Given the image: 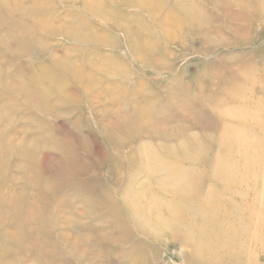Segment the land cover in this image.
Masks as SVG:
<instances>
[{"label": "bare ground", "instance_id": "obj_1", "mask_svg": "<svg viewBox=\"0 0 264 264\" xmlns=\"http://www.w3.org/2000/svg\"><path fill=\"white\" fill-rule=\"evenodd\" d=\"M53 1L55 0H13L12 4L9 1L0 3V24L3 27L0 30V38L9 49L16 47L15 51L18 53L31 54L32 48L39 44L37 46H40L44 52L52 54L47 55L50 56L45 62L47 65L25 67V73L15 75L16 84L19 83L21 90L25 89L24 93L29 101L28 107L38 112V125L45 133L52 134L53 129L42 118L46 114L50 117L54 116L53 110L57 106L59 108L63 101L62 98H53L49 93L51 88L49 89L45 83H52L55 91L64 92L68 100L77 96L76 92L68 93L63 90L66 84L64 80L61 81V77L66 74L84 91L96 83L99 78L111 80L110 77H115L111 86L119 95L114 97L109 96L108 93L109 98L107 99L121 103L122 97L129 93L135 103L141 104L139 110L141 121L149 120L150 122L159 116H163L165 120L168 116L173 118L174 113L168 110L173 106H178L180 110L185 108L186 115L194 116L198 120L199 117L203 118V112L198 109L193 110L189 105L201 110V107L206 108L204 101L213 103L209 107L207 105V114L222 110L223 116L233 120L242 119V121L236 124L225 123L220 129L223 134L209 138V143L216 144L222 152L227 151L223 154L217 153L212 157L203 156L207 155L203 152L208 151V143L204 144L203 140L198 138V134L191 133L188 137L184 127H178L181 126L179 124L174 125L172 130L178 134L184 131L185 135L182 138L183 141L178 142L177 147L175 145H152L151 142L139 143L138 156L132 155L131 157L132 161L137 163L138 169L159 173H161L160 169H170L174 173L163 174L162 177L156 179L158 181L154 186L156 189L152 192L149 190L151 198L148 197L149 200L142 204L139 198L143 196L142 188L135 184L131 188L132 184H130V188L121 190L122 196H127L128 202L120 206L121 204H115L106 199L107 194L105 193L92 198L87 197L88 186H72L70 182L64 185L65 177L59 179L60 183L55 181L58 176H62L58 174L60 170L66 176L64 169L68 171L71 169L74 172L81 166L91 164L88 157L87 159L76 157V147L82 146L86 153L90 150L89 137L76 132L73 135L72 131L64 133L63 137L58 140L56 138L52 140V144L60 152L58 158L43 156L41 151L47 144L46 141L31 138L24 126L21 132L23 137L18 140V144H13L9 137L13 134L12 129L18 124L11 122L12 119L17 118L13 112L16 103H0V222L3 224L17 215L22 216L15 223L14 228L11 227L10 231H14L13 234L11 232L7 234L2 230L0 246L4 248L10 245H19L24 248L39 247L46 259L43 260V264H56L53 256L58 254L50 252L52 244L42 229L45 223L36 216L45 214L49 206L45 207L47 202L40 191L31 194L27 192L28 189L18 185V181L26 180L37 188L42 184L47 186L61 207L66 205L64 200L67 196L65 191L63 192V186H65V189L70 187L77 197L83 198L81 205L84 207L85 215H87V209L101 210L103 215L108 213L107 217L113 218L112 229L114 230V235L108 240L114 245L124 247L118 254L121 264H149L160 261L159 245L152 241L141 240L138 235L147 236V239L152 238L155 241L163 233V240L174 241L178 245L191 248L193 253L183 257L182 260L187 264L255 263L254 255L252 251L247 250L248 247L253 246L259 253L264 254V40L254 42L257 35L254 26L264 22V0H208L215 10L225 8V15L232 17L228 24L218 20L216 13L212 12L213 10H207L206 7L209 6H203L201 0L200 4L197 0H65L71 2L70 6L79 5L83 14L94 13L99 17L100 22L105 24L111 22V29L115 27L123 31L126 44L121 43L118 49L127 50L133 58L138 60L152 59L160 55L162 50L158 48V43L162 40L169 42V38H172V41L178 45L186 39L189 43L191 39H198L200 48L197 51L203 49L209 51L213 48L214 41L220 38L239 49L238 52L243 55L238 59L235 58L240 54L235 55L236 57L231 56L230 59L236 61H232L230 65L225 64L227 60H220L219 64L210 62L213 83L206 80V69L200 68L192 81L189 79L190 81L184 84L185 79L178 77L179 80L171 81L169 90H164L156 96L151 95V97L140 96L138 88L142 85L139 84H134L127 91L126 85H122L124 81H120L123 78L122 68L124 64L126 66V63L114 58L108 52L104 54L92 49L63 47L61 50L76 54L75 58H68L66 62V60L61 61L62 57L58 58V51L46 49L45 43H36L37 34L34 27H38L37 29L43 34L56 36L55 30H47L49 28L47 21H50L52 17L55 18V15L45 14L42 18L37 17V11L49 8ZM125 6L134 8V11H125ZM13 10L15 13L21 10L22 16L15 15V19L11 18ZM78 11L76 9V12ZM73 13L74 10L61 28L70 31L72 35L69 36L74 40L84 43L92 41L93 45H107L110 48L120 43L119 37L107 33L104 27L96 26L95 21L91 23L86 17L82 15L79 17ZM30 15L36 19L33 28L23 25L25 19H28L27 16ZM145 17L156 24L154 29L144 24L143 18ZM215 24L221 25V28L215 27ZM208 27H212L214 31L210 32ZM202 33H205L206 37L201 36ZM12 41L17 46H11ZM253 43H260V45L255 47ZM247 44L249 45L246 46ZM19 45L20 48H18ZM98 70L103 73L99 75L96 72ZM7 78V75L0 69V88L4 91H12L13 86L9 87L11 83ZM191 82L196 89H187ZM211 86L213 90H208L207 87ZM255 86H259L257 92L254 90ZM222 92L224 97L220 101L219 98H214L216 96L213 94L220 95ZM87 98L90 97L83 96L85 102ZM226 99H230L229 102H226ZM239 101L243 103V107L240 106ZM56 103H58L57 106H54ZM156 124L161 123L153 121L149 127L152 126L153 133L159 135L162 130H156L154 128ZM211 129L212 124L209 123L207 130L211 131ZM100 131L106 134L104 129ZM11 154L14 157L12 155L8 159ZM170 157H177L179 164H185L183 159L189 158V163H200L207 170L201 174H192V171L181 172L169 165L167 159ZM20 158H25L27 161L25 159L20 161V165L23 162L24 165L19 169L17 175L19 173L20 175L16 178L12 176L16 172L10 171V166H12L10 161ZM46 162L53 164L56 170H45ZM223 162L225 166L221 164ZM181 177L182 182L176 184V179ZM201 178L206 179V184L214 187L218 185L217 189L211 188L204 193L205 187L202 189L199 185L200 182L202 183ZM260 178H262L261 181H259ZM245 184L251 185L248 193L245 191ZM166 196L172 197L174 201L161 199ZM233 196L244 200L248 196L253 204L257 205V211L248 206L244 210L245 219H238L240 211L237 207L245 202L238 204V201H229L233 199ZM135 204L140 206L136 207ZM70 206L71 204L66 205V208ZM119 208L127 210L130 224L126 225L127 223L118 218ZM69 211L66 213L70 214ZM62 212L63 210H60L59 214ZM199 212L205 216L199 217L195 214ZM191 215H194V220ZM50 226L52 227V223ZM73 231L69 228L70 233H77L76 230ZM99 232L102 233L103 230ZM237 233H241L242 236ZM133 236L136 237L135 241ZM73 237L71 256L82 261L80 263L83 264H87L89 259L96 261L91 257L93 252L89 253L88 241L81 243L83 241L76 235ZM149 251L151 252L150 258H148Z\"/></svg>", "mask_w": 264, "mask_h": 264}, {"label": "rangeland", "instance_id": "obj_2", "mask_svg": "<svg viewBox=\"0 0 264 264\" xmlns=\"http://www.w3.org/2000/svg\"><path fill=\"white\" fill-rule=\"evenodd\" d=\"M7 1H9L11 4L13 3V0H0V3ZM201 1L203 3V6H209L206 7L207 10H213L212 12H215L218 16V20L222 21L223 23L228 24L232 19V17H228L227 15H225V8H221V10H215L212 8L213 5H210L208 3V0ZM70 3L71 2L65 0H55L52 2V6H49V8L37 11V17L40 16L39 18L44 17L45 14L55 15V18L52 17L50 21H47V26H49L47 30H55L56 36L43 34L42 31L40 32V30L37 29L38 27H34V21L36 19L33 15L27 16L29 20L25 19L23 25L30 26L31 28L34 27L37 34V36L35 37V42L45 43L47 45L46 49L58 51V58L62 57L61 61L66 60L67 62L68 58L73 59L76 57L75 53H69L68 50L65 51L64 49V51L61 50L63 47H69L71 49H75L76 47L81 49H92L97 52L101 51L104 54H107L108 52L109 54H112L114 58L122 60L123 63H126V66L124 64L122 68L123 78H121L120 81H124L122 85H126L127 91H129V89L134 84L142 85L140 86V88H138V90L140 91V96L151 97V95H159L160 92L169 90L171 81L179 80L178 77L185 79L184 84H186L188 81L193 80L194 76L197 75V71L200 68H202L203 70L206 69V80L213 83L214 79L211 78L212 73L210 62H216L217 64H219L220 60H227L228 62H225V64L230 65L232 64V61L235 62V59L243 56L238 52L239 49L233 47L229 42H226L218 37H215L218 39L214 41V44H212L213 48L209 51L206 49L197 51L200 48V41L198 39H191L190 43L186 39L185 41H183L184 44L182 43L178 45L176 42L172 41V38H169V42L162 40L158 43V48L162 50L160 55L156 56L155 58L153 57L152 59L145 58L138 60L133 58V55L127 50L123 48L118 49L121 43L123 45L126 44L124 43L123 31L117 30L115 27L111 29V22H107L106 24L100 22L98 20L99 17L94 13H90L89 15L84 13V15L82 13V10L79 8V5L76 6V4H74V6H70ZM197 3L200 4V0H197ZM76 9H78L79 11L76 12ZM124 9L125 11H134V8H131L130 6H125ZM73 10V14H76L79 17L82 15L83 17H86L87 20H90L91 23L95 21L94 24L96 26L104 27L107 33L111 34L114 37H119L121 39L120 43L118 45H115V47L113 45L110 48L107 45H93L92 41L84 43L78 40H74L71 36H69L72 35V33L70 34V31L61 28L63 27L62 25L66 23L65 20H68L70 18L69 14ZM14 13L15 11L13 10L10 15L11 18L13 17L15 19V15L17 17L22 16L21 10H18L15 14ZM143 22L145 25H147V27L151 26L152 29L155 28L156 24H154L146 17L143 18ZM214 26L221 28V25L215 24ZM254 27H256L257 33L254 38V42H258L260 41V39L264 40V22L258 23ZM2 28L3 27L0 24V30H2ZM208 29L210 32L214 31L212 27H208ZM201 36L206 37L205 33H202ZM33 41L34 40H32V42ZM12 43L13 45L11 46H17L15 42L12 41ZM37 45L36 47L32 48L31 54H25L23 52L18 53L15 51L16 47L14 49H9V47L6 46V44L3 43V40L0 38V69H2L3 73L7 75V80L11 83L9 84V87L13 86L12 89L10 88L12 91H4L0 88V103H16L13 112L15 115H17V118L12 119L11 122L18 123L17 126L13 128L14 130L12 129L13 134H10L9 138L13 142V144H18V140L23 137L21 132L24 126L27 134H29L31 138H33L34 140L44 139L46 141L47 144L44 145V149L41 151L43 156H56V158H58L60 152H58L52 144L53 139L56 138L58 140L60 137H63L64 133H68L71 131L72 134L76 132L85 135V137H89L90 150H87L88 153H86V150L82 146L76 147V157H84L86 159L88 157V160L91 162V164H89L88 166H81L77 171L74 172L71 169L69 171L68 169H64V174L67 173L66 176H64L60 170L58 171V174L62 176H58L55 179L57 183H60L59 179L65 177L66 182L64 183V185L70 182V185L72 184V186H88L86 196L89 198L96 197L100 193H105L107 194L106 199L114 202L115 204H121L120 206H123L125 202H128V198L127 196H122L121 190L124 191L126 188H130V184H132V188L135 184V186L142 188L141 191L143 192V196L139 197L142 201L140 203L142 204L144 203V201L147 202L151 198V196H149V190L150 192H152L156 189V187H154L156 186V182L158 183L156 179L162 177L163 174L170 175L174 173V171L170 169H160L161 173H159L158 171H152L151 169L150 170L152 172H148L145 169L141 168L138 169L137 163L133 162L131 157L132 155L138 156L139 151H137V148L139 143L151 142L152 145H175V147H177L179 145L178 142H182V138L185 135L184 131L178 134L174 130H172V127L174 125L179 124L182 127H178H184L188 137L191 133L195 135L198 134V138L202 139L204 144L208 143V151L203 152L207 155L203 156L212 157L217 153L223 154L227 151L222 152L221 148H219L216 144L209 143V138L211 136L217 137V135L223 134L220 129L221 127H224L225 123L236 124L237 122L242 121V119L233 120L231 118L223 116L222 110H217L215 112H211L209 110L212 114H207L208 107L213 103H206L205 101L203 102L206 104L207 110L205 107H201L200 110V108L193 107L192 105H189L187 103L190 107H192L193 110L198 109V111L203 112V118L199 117L198 120H196L194 116L190 117L188 114L186 115L187 111L185 108H182L180 110L178 106L170 107L168 110L171 113H174L173 118L168 116L165 120L163 116H159L153 119V121L161 123L156 124L154 128H156V130H162L161 134L155 135L153 133L154 130L152 126L149 127L150 123L153 121H141L139 117L141 104L135 103L129 93L122 97L121 103H116L115 101H110L109 99H107L109 98V96L113 95L115 97L119 95L111 86V84L114 82L113 80L115 77H110L111 80H104L99 78L96 83L89 86L88 89L84 91L83 88H81L76 82L71 81L69 75L66 74L61 77V81L64 80L63 82L66 84V88H63V90L66 92L68 91V93L71 91L73 93L76 92L77 96H75V98L73 97L71 100H68L65 97L64 92L55 91L52 83H45L49 89L51 88L52 91L50 90L49 93L53 96V98L56 97L63 99L59 108L57 106L58 103L54 105L57 106V108L53 110L55 113L54 116L50 117L48 116V114H46L44 118L41 117L44 121L46 120L53 129L52 134L45 133L38 125V112L33 108L28 107L27 103H29V101L26 97V94L24 93L25 89L21 90L19 83L16 84L15 79L16 73L26 72L25 67L47 65L45 62H47V58L49 59L50 57L47 55L52 54L51 52H44V50ZM182 45L183 47H181ZM248 45L249 44H247L246 46ZM259 45L260 43H253V46L255 47ZM18 48H20V45L18 46ZM238 54H240V56ZM235 55H238V57H236ZM231 56H234L236 58L234 60L230 59ZM54 61H56V59ZM96 72L99 75L103 73L100 70ZM212 87L213 86L207 87V89L213 90ZM187 89L194 90L196 89V86L192 85L191 82ZM254 90L257 92L259 90V86H255ZM107 94L109 96H107ZM213 95L216 96L214 98H219V101L224 97L223 92L220 95ZM256 95L259 97L257 93ZM83 96H87L90 98H87L85 102L83 100ZM5 99L6 101H4ZM229 100L230 99H226V102H229ZM240 102L241 101H239L240 106L243 107V103ZM22 114H24L25 116H23ZM209 123L212 124L211 131L207 130V125ZM101 129L105 130V135L101 133ZM172 131L176 134H174ZM165 141L169 142L170 144H167ZM12 155L13 154H11L8 159H10ZM222 156L225 157V155ZM24 159L20 158L10 161L12 165L10 166V171L16 172L13 173L12 176L14 175L17 178L20 175V173L18 175L17 173L20 171L19 169H21V167L24 165V162L20 165V161L22 162V160ZM183 160L185 161V164H179L177 157H170L167 159V162L169 163V165L176 167L181 172L184 171V173H186L187 171H192V174H201L207 170L206 167L201 165L200 163H189V158H184ZM118 162H120V164ZM46 164L47 165L45 167V170H56L53 164H50L49 162H46ZM221 164L224 165V162ZM58 168L60 169V166H58ZM39 169L44 170L43 168ZM261 179L262 178H260L259 181H261ZM201 180L203 184L200 182L199 185L200 187H202V189L205 187L203 189L204 193H207L211 188L217 189L218 187V185L214 187L210 184H206L207 181L205 178H201ZM175 182L176 184L182 182V177L180 179L177 178ZM18 185L20 187L23 186L25 189H28L27 192L31 194L37 193L36 191H40L46 199L45 201L47 202V204L45 203V207H47L48 205V210L45 211V214H37L36 216L45 223L42 229L43 232H45V234L49 237L50 243L52 244L50 252L58 254L53 256L56 264H83L80 263L82 261H79L71 256V244H73L74 242L73 235H76L80 240H82L83 242L81 243H85V240L88 241L89 253L90 251L93 252V255L91 254V257L95 258L96 261L89 259V262L87 264H121L118 254L120 252V249L122 250L124 247L114 245L113 242L108 240L111 239L112 235H114V230L112 229L113 218L107 217L108 213H106V215H103V212L101 210L87 209V215H85L84 207L81 205V203L84 201L83 198L77 197L74 194L73 190L70 189V187H67L65 189V186H63V192L65 191L67 196L64 201L66 202V205L71 204L70 208H66V205H64L65 207H61L58 204L57 198L55 199L53 193L48 189L47 186H43V184L37 188L32 186V183H29L26 180H22L21 182L18 181ZM250 186L251 185L249 184H245L244 186L247 193ZM212 190L216 191L215 189ZM161 199L165 201L170 200L171 202L174 201V199L170 196L162 197ZM229 201H238V204L242 203V201L245 202L242 203L241 206L237 207V209L240 211L238 219H245L244 210L248 206L257 211V205L253 204V201H251L248 196L246 200L241 197L239 199L238 197L233 196V199ZM135 205L136 207L140 206L137 204ZM68 209H70L71 212ZM60 210H63L61 214H59ZM67 211H69L70 214H67ZM119 214L120 215H117L118 218L122 219L124 223H127L126 225L130 224L127 210L124 211L123 209H120ZM195 214H197V216L199 217L205 216L200 212ZM20 216L21 215H17L13 217L11 221L3 222V224L0 222V240L2 238L3 231H5V233L7 234H10L11 227L13 226L14 228L15 223L21 219L22 216ZM191 218L194 220V215H191ZM51 223L53 228L50 226ZM69 228L73 229V232H75L76 230L77 233H70ZM99 230H103V232L100 233ZM11 233L13 234L14 231ZM237 235L242 236L241 233H237ZM163 236L164 233L162 235L160 234L157 239L153 241L152 238L147 239V236L138 235L139 239L147 240L149 242L152 241L158 244L160 247V261L150 262L149 264H187L182 260L183 257L189 256L193 253L191 248L184 245H178L177 243H174V241L163 240ZM133 240H136L135 236H133ZM117 248L119 250H115ZM247 250H249V252L252 251L254 255L255 263L253 264H263V253H259V251L253 246H249ZM38 254H40L39 257ZM150 255L151 252L149 251L148 258H150ZM88 258H90V256H88ZM43 260L46 259L40 252L39 247L24 248L19 245H10L9 247L4 248V246H0V264H43Z\"/></svg>", "mask_w": 264, "mask_h": 264}]
</instances>
